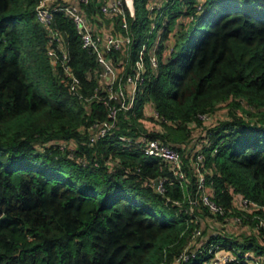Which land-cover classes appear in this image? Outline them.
<instances>
[{
	"label": "trees",
	"instance_id": "1",
	"mask_svg": "<svg viewBox=\"0 0 264 264\" xmlns=\"http://www.w3.org/2000/svg\"><path fill=\"white\" fill-rule=\"evenodd\" d=\"M148 1L135 0L136 18L129 17L137 34L133 59L150 37ZM163 1L156 21L162 26L167 18L168 52L158 48L159 66L148 65L134 107L119 111L116 128L93 138L108 106L70 91L62 65L48 55L39 0H0V264H174L208 218L225 223L206 206L191 210L196 176L183 149L192 141L189 125H202L201 115L213 116L222 103L231 106L230 119L209 128L203 145L208 183L228 209L237 210L235 194L264 205V0ZM100 5L91 0L83 8L109 18ZM113 20L120 29V18ZM54 26L79 90L92 96L100 83L96 59L64 12L54 14ZM141 135L179 149L189 183L124 139ZM59 141L75 142V155ZM160 178L165 193L152 185ZM207 234L185 264H205L213 242L264 253L262 230L244 239ZM227 264L245 262L239 256Z\"/></svg>",
	"mask_w": 264,
	"mask_h": 264
},
{
	"label": "built area",
	"instance_id": "2",
	"mask_svg": "<svg viewBox=\"0 0 264 264\" xmlns=\"http://www.w3.org/2000/svg\"><path fill=\"white\" fill-rule=\"evenodd\" d=\"M58 1L39 0L36 7L37 16L48 32V55L54 64L60 63L62 65L66 76L69 78V89L73 94H78L79 98L87 101L93 99L101 101L108 106L109 117L106 120L95 123L96 133L93 138L106 136L116 128L119 121V111H129L134 107L137 94L142 90V86L145 83L148 65L150 64L154 68L159 66L158 48L164 44L165 47L162 52L164 55L168 52L169 45L165 43L166 40H162V28L166 23L163 22L162 26H158V21H156L162 9V3L159 0L148 1L149 10L153 16V26L150 30V37L144 41L137 52L136 58L133 59L137 34L132 27L130 18H136L135 0H100V11L105 16H109L112 24V28L103 33L92 29L87 13L83 8V4H89L91 0H63V3ZM57 11L64 12L72 19L81 36L83 48L94 56L98 64L96 72L100 78V83L90 97H85L79 90L80 78L72 69L68 50L63 45L65 37L62 31L54 26V14ZM114 17L120 18V29L116 28ZM154 32L158 33V38L153 40L156 43L151 44V33ZM102 88L104 92L101 93L100 89ZM151 111V113L156 114L154 109H151ZM201 117L207 120L210 115L202 114ZM124 139H128L131 143L140 146L149 156L169 164L170 169L176 176L183 182L189 183L183 168V155L179 149L162 142L160 139H151L145 135L135 139L127 137H124ZM72 143V141L70 143L59 141L61 148L69 150L70 155L74 156L76 147H73ZM79 161L85 164V161ZM190 168L196 176V186L194 189H189L187 194L192 211L195 210V207L203 205L208 208L211 214L222 216L225 220L224 224H227V226L241 225L244 222H248L245 225L254 230V232L264 231V205L251 198L236 194L234 195L236 211L228 209L216 201L214 189L207 180L205 154L201 148L192 156ZM157 180L158 184H156ZM152 185L160 193L166 192L165 179H156L152 181ZM175 203L182 206L180 200H176ZM203 231L204 229L201 226L194 230L190 246L176 258L174 264H185L198 251H201V249H198L200 245L196 246L195 244L202 238ZM208 252L213 254V256L205 264H227L236 261L239 256L242 257V261L245 264H264V253L257 254L251 250L243 251L231 242H213L209 245Z\"/></svg>",
	"mask_w": 264,
	"mask_h": 264
},
{
	"label": "rangeland",
	"instance_id": "3",
	"mask_svg": "<svg viewBox=\"0 0 264 264\" xmlns=\"http://www.w3.org/2000/svg\"><path fill=\"white\" fill-rule=\"evenodd\" d=\"M164 1H162V6H164ZM242 9H245L246 8V4H240L239 5ZM181 19H185V16L182 15L180 17ZM167 18H165V22H166ZM152 26L150 27V30L152 29ZM166 27V26H165ZM164 29V26L163 28ZM150 30H149V33L150 34ZM152 34V42L151 44H154L156 43L155 41L153 40H156L158 38V33L154 32V33H151ZM154 34V35H153ZM158 41V40H157ZM172 41V40H171ZM165 43H168V41L166 40ZM152 107L148 106L147 107V111L149 113H151ZM230 110H231V106L228 105V103H222L218 108L217 110L214 112V115L213 116H210L209 119H207L204 123V124H218V122L220 121H224V120H228L230 119ZM239 114H246V113H243L241 111V109L239 110H236ZM257 119L256 116H253L251 117V120L254 122L255 120ZM206 127V126H205ZM205 127L202 128V130L199 132L198 130H195V127L191 128L193 129V131L191 132V135H192V139H194V143H195V147L197 148V146H199L202 150H203V144H204V140L206 138V134H205ZM74 143V142H73ZM73 147H76V143L75 144H72ZM39 148V146H38ZM199 148V149H200ZM193 150V149H192ZM195 153V152H194ZM188 154V153H187ZM191 154V153H190ZM208 221L209 222H206V226H205V231H203V235H202V238L207 240L208 239V230L211 231V230H219L221 231L223 234H228V236L230 237H233V238H238V239H244L245 237H252L254 235V230L250 229L248 226L246 225H233V226H227V224H219V223H216L214 222V220L208 218Z\"/></svg>",
	"mask_w": 264,
	"mask_h": 264
},
{
	"label": "crops",
	"instance_id": "4",
	"mask_svg": "<svg viewBox=\"0 0 264 264\" xmlns=\"http://www.w3.org/2000/svg\"><path fill=\"white\" fill-rule=\"evenodd\" d=\"M159 1L162 3L163 0H159ZM87 17H88V19L90 21L89 23L91 24L92 29L97 31V32L103 33V32H105V31H107V30L112 28L111 20H109V18H103V17H98V16L92 17V16H89V15H87ZM204 123H206V122L204 121ZM204 123L202 125H197V124H192L191 123L189 126H190V128L195 127V130H198V131L199 130L201 131L202 128H204L206 126L205 127V134H207L209 128H211L215 124H204ZM192 131H193V129H192ZM203 140H204V143L207 141L206 138L203 139ZM72 144H75V142L72 143ZM199 148H200L199 146H197V148L195 147L194 139H192V141L189 144H186L183 147L185 153L186 154L188 153L187 155L190 156V161H192V156L194 155V152H196Z\"/></svg>",
	"mask_w": 264,
	"mask_h": 264
},
{
	"label": "water",
	"instance_id": "5",
	"mask_svg": "<svg viewBox=\"0 0 264 264\" xmlns=\"http://www.w3.org/2000/svg\"><path fill=\"white\" fill-rule=\"evenodd\" d=\"M156 184H158V180H157Z\"/></svg>",
	"mask_w": 264,
	"mask_h": 264
}]
</instances>
